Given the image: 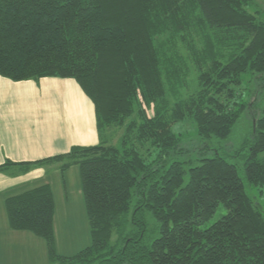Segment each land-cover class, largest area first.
<instances>
[{
    "label": "trees",
    "instance_id": "1",
    "mask_svg": "<svg viewBox=\"0 0 264 264\" xmlns=\"http://www.w3.org/2000/svg\"><path fill=\"white\" fill-rule=\"evenodd\" d=\"M250 2L0 0V76L74 79L94 105L101 138L0 166H77L87 247L57 253L47 184L4 199L9 228L42 239L50 264H264V107L239 91L246 76L264 86V21ZM189 63L197 72L191 93ZM249 107L250 135L230 151L237 164L217 149L207 156V144L228 141ZM185 120L197 147L174 128ZM113 128L122 135L109 144ZM219 207L225 214L202 228Z\"/></svg>",
    "mask_w": 264,
    "mask_h": 264
},
{
    "label": "crops",
    "instance_id": "2",
    "mask_svg": "<svg viewBox=\"0 0 264 264\" xmlns=\"http://www.w3.org/2000/svg\"><path fill=\"white\" fill-rule=\"evenodd\" d=\"M100 141L94 105L74 79L14 82L0 76V166L33 163ZM73 167L60 171L59 163H45L23 173L13 165L0 172V264H50L42 239L9 228L4 199L47 184L55 208L53 178L58 179V172L64 177ZM49 171L57 177H49Z\"/></svg>",
    "mask_w": 264,
    "mask_h": 264
},
{
    "label": "rangeland",
    "instance_id": "3",
    "mask_svg": "<svg viewBox=\"0 0 264 264\" xmlns=\"http://www.w3.org/2000/svg\"><path fill=\"white\" fill-rule=\"evenodd\" d=\"M247 10L250 13L254 14L259 20L264 21V0H251L250 5L247 7ZM189 66L191 72L188 80V93H191L196 89L197 72L192 64L189 63ZM257 77L258 76L253 77L252 80L251 78H249V76H246L245 81H247L242 86V88H239V91L243 89L245 90L244 95L245 100L247 101L248 96L246 97V95L250 92H253L251 97L249 98V103L251 104L252 101L254 104H260L261 107H264V86L262 89H260L257 84ZM182 93L183 97L187 96V92ZM255 95H257L258 98L256 99L257 102H255L254 100ZM253 112H255V110L251 107L246 110V112L234 126L232 134L230 135L228 141L220 142L213 139V143H208L207 145L210 150L206 151V155H212L215 149H217L220 156L223 157L226 161L232 164H237V158H235L233 156V153H231L230 151L236 149L238 147V144L245 137H248L250 135V114H252ZM148 114L150 116L152 115L151 110L148 111ZM174 128L184 137L186 147L198 146V141L195 137V127L190 121L185 120L183 122L177 123ZM121 135L122 129H106L104 138L109 144H116L118 138ZM49 173V177L54 175L51 171H49ZM57 174L58 179L53 178V183L51 184L53 192L55 194V215L53 227L56 250L59 255L71 256L81 251L90 244L89 225L87 222L85 208L82 197L80 195V191L79 196L76 193L77 187L80 185L78 168L76 166L73 167L64 174V177H61L60 172H58ZM240 175L242 176L241 172ZM54 176L57 177L56 175ZM62 184H64V188ZM246 191L256 204H261L263 202V198L261 199L258 196V191L254 188H250L247 184ZM224 214L225 210L222 207H219L215 211L213 216L202 226V228L209 227ZM147 221L150 223L151 227H154L153 219L149 214H147ZM114 240L115 235L112 237L113 242Z\"/></svg>",
    "mask_w": 264,
    "mask_h": 264
}]
</instances>
